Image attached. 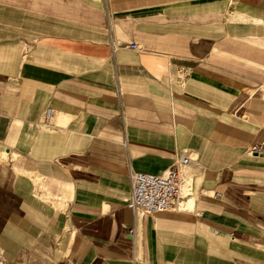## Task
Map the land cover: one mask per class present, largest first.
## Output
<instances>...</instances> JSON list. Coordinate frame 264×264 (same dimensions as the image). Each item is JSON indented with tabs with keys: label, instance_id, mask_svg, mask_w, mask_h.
Returning <instances> with one entry per match:
<instances>
[{
	"label": "crops",
	"instance_id": "0c3cea01",
	"mask_svg": "<svg viewBox=\"0 0 264 264\" xmlns=\"http://www.w3.org/2000/svg\"><path fill=\"white\" fill-rule=\"evenodd\" d=\"M0 264H264V0H0Z\"/></svg>",
	"mask_w": 264,
	"mask_h": 264
},
{
	"label": "built area",
	"instance_id": "2783aa9c",
	"mask_svg": "<svg viewBox=\"0 0 264 264\" xmlns=\"http://www.w3.org/2000/svg\"><path fill=\"white\" fill-rule=\"evenodd\" d=\"M260 148L261 145H252L251 151ZM188 160V156L181 157L161 173L130 171V191L126 205L142 213H156L175 208L181 194L179 164L187 163Z\"/></svg>",
	"mask_w": 264,
	"mask_h": 264
}]
</instances>
